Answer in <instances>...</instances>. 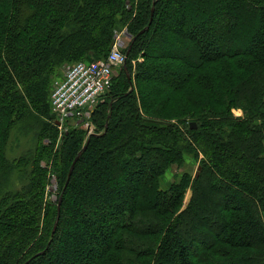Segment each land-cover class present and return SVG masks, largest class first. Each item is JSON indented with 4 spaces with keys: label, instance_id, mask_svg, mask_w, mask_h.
Segmentation results:
<instances>
[{
    "label": "trees",
    "instance_id": "1",
    "mask_svg": "<svg viewBox=\"0 0 264 264\" xmlns=\"http://www.w3.org/2000/svg\"><path fill=\"white\" fill-rule=\"evenodd\" d=\"M128 22L135 40L94 131L70 127L55 151L50 69L106 55ZM194 84L198 113L145 118ZM33 119L35 152L8 157ZM186 150L203 153L199 176L164 187ZM0 264H264V0H0Z\"/></svg>",
    "mask_w": 264,
    "mask_h": 264
},
{
    "label": "rangeland",
    "instance_id": "2",
    "mask_svg": "<svg viewBox=\"0 0 264 264\" xmlns=\"http://www.w3.org/2000/svg\"><path fill=\"white\" fill-rule=\"evenodd\" d=\"M251 32V31H250ZM250 36V35H249ZM134 34L130 30V22L125 23V24H118L114 28V35L112 42L109 45L107 56L110 53V51L114 48V46L121 47L124 51H126L129 48V45L131 43V40L133 39ZM239 40L238 43L241 41L245 43L246 41L248 42V38L245 33L240 32V36L238 37ZM127 53V51H126ZM106 55H102L101 57H94V56H88L84 59L81 58L80 61H93V60H98V59H103L106 57ZM83 57V56H81ZM79 59H75L73 61H69L70 63L68 64H63L59 67L50 69L49 72V77H52V82L49 83L48 87V96L51 93L55 82L62 78L70 66H72L74 63L79 62ZM143 56L140 55L138 57V61H142ZM77 61V62H76ZM68 62V61H67ZM134 63H136V60H133ZM51 66V65H50ZM121 67H118L115 69V76H114V81L117 78V76L120 73ZM113 81V82H114ZM155 86H160L156 84ZM112 87L109 89L108 93L111 91ZM201 90L200 87H196V85H190L188 86V89L185 88V90L181 93L178 94V96L175 99V92L172 89H167L166 90V95L164 96V100L167 97V102L166 105H160L159 109L157 110H162L165 115H160L156 114L153 116V112L150 111L145 112L144 111V116L147 118L148 121L154 122V123H159V124H166V123H177L180 120L181 115H185L186 117H190L192 114L198 113V104H202V97H205V92L204 91H199ZM107 93V94H108ZM207 96V95H206ZM108 96H104L99 100L98 103H96L92 109L89 111L91 114L86 115L87 118L83 121H78L76 119H66L63 124H59L58 122L54 123V118L56 117L52 111L51 108V113L50 115H43L44 120L47 124H49V128L54 124L58 130H59V137L57 144L55 145V151L58 148V142L61 136L70 128V127H80V128H85L88 133L94 131V124H92L89 119L91 118L92 112L98 107L99 104H101L104 100H106ZM232 112L235 116L241 117L245 116V109L243 107H233ZM17 118V116H16ZM40 121L38 119H33L29 121L28 123H25L22 125L21 128H14L11 132L8 146H7V155L10 158H15L18 156H21L24 153H33L36 150L37 147V131H38V126H39ZM71 124V125H70ZM31 128V129H30ZM48 144L50 143V139L45 138L44 139ZM185 161L182 164L179 163H174L167 171L164 180H163V186L168 187L172 182L175 180H179L185 173L190 174L191 176L196 177V173L198 171L199 166L201 165V160L204 158V155L202 152L196 155V152L194 151H185ZM47 161V160H46ZM45 160L42 161L43 166H47L49 170V183L47 185V195H46V200H51L55 201L57 200V194L59 191V186H58V181H57V175L53 171V161L54 159H51L48 161V163ZM22 181H20L19 185L21 184ZM192 196V189L189 188V190L186 193L185 199H184V207H186L191 199Z\"/></svg>",
    "mask_w": 264,
    "mask_h": 264
},
{
    "label": "built area",
    "instance_id": "3",
    "mask_svg": "<svg viewBox=\"0 0 264 264\" xmlns=\"http://www.w3.org/2000/svg\"><path fill=\"white\" fill-rule=\"evenodd\" d=\"M127 61V53L117 45L103 59L74 63L58 79L51 91V107L61 125L66 119L79 122L107 95L113 85L115 69Z\"/></svg>",
    "mask_w": 264,
    "mask_h": 264
},
{
    "label": "water",
    "instance_id": "4",
    "mask_svg": "<svg viewBox=\"0 0 264 264\" xmlns=\"http://www.w3.org/2000/svg\"><path fill=\"white\" fill-rule=\"evenodd\" d=\"M152 14H153V13H152ZM152 20H153V15H152V18H151L150 23H152ZM148 27H149V26H148ZM148 27H146L145 29H148ZM145 29H143L141 32L145 31ZM134 40H135V37H134L132 43L130 44V46H129L128 50H127V57H128V55H129V53H130V50H131V47H132V45H133ZM128 76L130 77V73H128ZM191 126L194 127V126H196V124L193 122V123L191 124ZM90 133H92V132H90ZM87 143H88V142H87ZM86 146H87V144L83 147L82 151H83L84 149H86ZM82 151H80V152L78 153V155L76 156V158H75V160H74V162H73V164H72V166H71V169H70V172H69L68 181H69V179H70V177H71V175H72V172H73V169H74V166H75L77 160L80 158V156H81V154H82ZM201 169H202V166L200 165L199 168H198V171H197V173H196V177L199 176ZM68 181H67V182H68ZM66 185H67V184H66ZM61 201H62V199L60 198V201H59V208H58V215L60 214V210H61Z\"/></svg>",
    "mask_w": 264,
    "mask_h": 264
}]
</instances>
